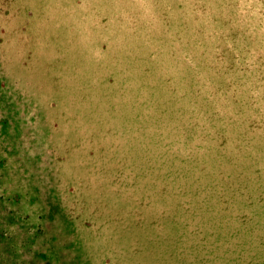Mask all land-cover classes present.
Segmentation results:
<instances>
[{
	"label": "rangeland",
	"instance_id": "rangeland-1",
	"mask_svg": "<svg viewBox=\"0 0 264 264\" xmlns=\"http://www.w3.org/2000/svg\"><path fill=\"white\" fill-rule=\"evenodd\" d=\"M0 264H264V0H0Z\"/></svg>",
	"mask_w": 264,
	"mask_h": 264
},
{
	"label": "bare ground",
	"instance_id": "bare-ground-1",
	"mask_svg": "<svg viewBox=\"0 0 264 264\" xmlns=\"http://www.w3.org/2000/svg\"><path fill=\"white\" fill-rule=\"evenodd\" d=\"M167 204H170V203H167ZM157 207V206H156ZM163 208V207H162ZM157 235V234H156Z\"/></svg>",
	"mask_w": 264,
	"mask_h": 264
}]
</instances>
